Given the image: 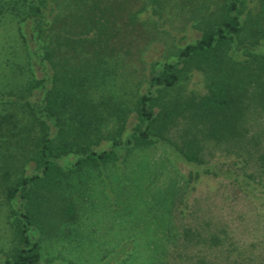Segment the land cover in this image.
<instances>
[{
    "label": "rangeland",
    "instance_id": "obj_1",
    "mask_svg": "<svg viewBox=\"0 0 264 264\" xmlns=\"http://www.w3.org/2000/svg\"><path fill=\"white\" fill-rule=\"evenodd\" d=\"M20 1L0 0V90L24 94L0 103V261L16 243L7 188L34 170L38 129L24 99L42 90L53 67L89 113L91 147L113 153L58 177L46 218L29 230L40 245L36 264H197L200 256L213 264H264V79L255 63L245 67L243 60L235 75L244 78L233 84L244 108L241 138L253 153L208 141L204 165L213 166L206 172L175 151L189 126L181 117L148 144L132 137L145 125L137 99L148 90L158 94L150 71L174 60L199 34V19L229 0H46L41 37L55 48L46 70L41 41L22 39ZM262 8L264 0H246L250 15ZM205 89L203 72L186 69L165 98ZM73 160L72 154L61 163ZM196 170L199 176L189 178Z\"/></svg>",
    "mask_w": 264,
    "mask_h": 264
},
{
    "label": "trees",
    "instance_id": "obj_2",
    "mask_svg": "<svg viewBox=\"0 0 264 264\" xmlns=\"http://www.w3.org/2000/svg\"><path fill=\"white\" fill-rule=\"evenodd\" d=\"M20 3L26 7V15L22 17L25 23V29H21L22 39L27 44L30 38L34 45H39L41 41L44 56L40 60L46 59V63H43L46 70L55 50L51 42L45 43L41 37L46 0H21ZM245 4L246 0H229L221 5L216 14L201 17L200 23L196 24L199 34L178 49L176 58L153 67L149 83L157 88L158 94L148 90L140 95L135 105L140 122H145L143 127L138 124L132 133L138 144L150 143L149 137L153 135L162 137L163 131L181 117L182 121L188 120L189 126L180 135L181 141L175 144V151L185 161L203 166V151L211 140L224 142L227 149L238 147L241 152L245 147L253 148L250 141L249 144L241 138L243 132L240 123L244 121V108L238 104L240 95L234 85L244 75L237 77L235 72L239 71L238 66L245 60L248 64L244 66L255 63L257 77L264 79V9L250 15V11H245ZM193 68L205 75V92L191 91L180 98H165L168 89L180 79L182 71ZM51 69V77L48 75L49 79L44 78L39 87L42 90H32L29 97L24 99L38 129L31 155L34 170L7 188V197L15 203L10 222L16 243L0 264H36L40 245L30 238L29 230L46 218L48 195L58 184V177L77 170L85 162H93L94 165L100 161L106 162L113 153V148L97 151L91 147L89 113L84 107H78L76 95H72L69 86L61 82L63 78L57 73L58 70ZM47 80L49 84L44 83ZM23 96L22 93L0 90V103L16 102ZM154 106L158 107L157 112H154ZM3 118L10 121L9 114ZM77 130L84 134L75 135ZM259 145L257 139V147ZM254 151L252 149V153ZM72 154L74 160L63 165L61 158ZM259 158L264 171V151ZM212 166L208 163L203 168L207 172ZM198 176V170L189 172V178ZM65 210L72 213V205H67ZM197 264L213 263L200 256Z\"/></svg>",
    "mask_w": 264,
    "mask_h": 264
}]
</instances>
